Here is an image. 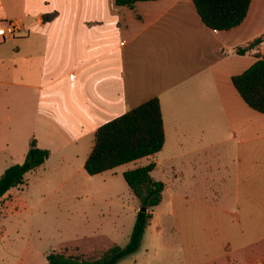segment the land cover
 Masks as SVG:
<instances>
[{"label":"crops","instance_id":"crops-1","mask_svg":"<svg viewBox=\"0 0 264 264\" xmlns=\"http://www.w3.org/2000/svg\"><path fill=\"white\" fill-rule=\"evenodd\" d=\"M52 13L55 19L45 23L43 16ZM7 21L18 31L0 42V70L13 69L18 79L4 78L3 85L16 88L18 110L30 109L34 123L29 143L7 151L12 161L0 179L9 167L24 163L33 139L51 154L26 175L27 191L58 192L74 188L78 177L88 184L116 171L122 166L87 174L95 132L158 98L166 140L145 166L156 163L152 177L165 184L164 193L174 173L216 183L220 199L212 206L211 257L202 263L196 250L186 254L187 263L238 264L239 249L264 240V114L250 108L232 82L264 54V42L247 49L264 34V0H251L246 20L229 31L206 26L193 0L139 2L133 9L117 7L114 0H0V22ZM9 42L15 43L12 57L1 47ZM141 160L122 175L139 168ZM30 176L35 180L29 182ZM20 187L2 198L0 218L17 209ZM198 191L182 187L170 197L189 200L187 193ZM161 205L151 220L159 225L156 233L164 230L161 216L175 215L179 237L190 214L179 211L180 221L175 208L164 213ZM233 214L241 220L234 232L241 247L220 232Z\"/></svg>","mask_w":264,"mask_h":264},{"label":"rangeland","instance_id":"rangeland-1","mask_svg":"<svg viewBox=\"0 0 264 264\" xmlns=\"http://www.w3.org/2000/svg\"><path fill=\"white\" fill-rule=\"evenodd\" d=\"M1 47L7 50L8 57L13 56L14 42ZM15 76L17 80V72L13 69L0 70V172L12 161L8 150L16 153L29 143L34 123L30 109L18 110L14 96L16 88L3 85L4 78ZM145 159L138 167L147 164ZM135 166L132 163L124 165L88 184L78 177L74 188L49 191L44 195L34 193L32 189L27 191L22 185L16 190L17 209H10L0 218V264H47V254L52 252L95 261L113 247L125 248L141 205L122 172ZM167 179L169 190L163 194L161 212H173L175 208L176 215L179 211L189 213L191 220L186 228L182 227V235L179 233L178 237L174 230L177 228L176 216H161L165 222L163 232L156 233L159 225L151 223L140 249L118 264H188L186 254L196 250L202 263L211 257L212 240L216 237V214L212 206L220 202L213 190L216 183L195 182L189 176L180 179L174 173ZM32 180L35 179L30 176L29 182ZM182 187L187 190L197 187L199 191L187 193L191 197L189 200L170 197ZM240 227L241 220L233 214L220 226V232L230 235L234 241V232ZM234 242L240 247L243 244ZM248 246L236 252V257L241 260L238 264H264V240Z\"/></svg>","mask_w":264,"mask_h":264},{"label":"trees","instance_id":"trees-1","mask_svg":"<svg viewBox=\"0 0 264 264\" xmlns=\"http://www.w3.org/2000/svg\"><path fill=\"white\" fill-rule=\"evenodd\" d=\"M157 0H114L117 7L133 9L139 2ZM203 23L216 31H229L240 26L247 18L251 0H193ZM57 13L45 14L43 21L51 22ZM264 42V34L254 40L247 49ZM241 51V50H239ZM245 51H241L244 53ZM232 82L246 104L264 114V54ZM166 140L161 106L158 98L151 99L124 115L102 125L94 136V147L88 157L85 170L95 176L120 166L160 153ZM50 151L38 146L36 139L24 163L9 167L0 179V203L12 188L25 185L26 175L41 167L50 157ZM156 163L124 173V179L141 206L147 212H138L133 231L125 248L113 247L102 257L89 261L79 256H68L62 252L47 255V264H118L122 259L135 254L150 226L154 210L161 205L165 184L154 180L152 172Z\"/></svg>","mask_w":264,"mask_h":264},{"label":"built area","instance_id":"built-area-1","mask_svg":"<svg viewBox=\"0 0 264 264\" xmlns=\"http://www.w3.org/2000/svg\"><path fill=\"white\" fill-rule=\"evenodd\" d=\"M18 26L13 21L0 22V42H5L15 36ZM2 206V201L0 207Z\"/></svg>","mask_w":264,"mask_h":264},{"label":"water","instance_id":"water-1","mask_svg":"<svg viewBox=\"0 0 264 264\" xmlns=\"http://www.w3.org/2000/svg\"><path fill=\"white\" fill-rule=\"evenodd\" d=\"M147 211H148V208L147 207L141 206L139 208V212H147Z\"/></svg>","mask_w":264,"mask_h":264}]
</instances>
